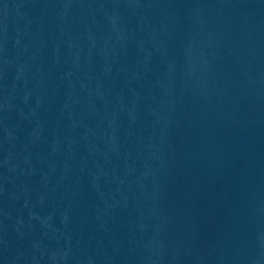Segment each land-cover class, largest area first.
<instances>
[{"label": "water", "instance_id": "obj_1", "mask_svg": "<svg viewBox=\"0 0 264 264\" xmlns=\"http://www.w3.org/2000/svg\"><path fill=\"white\" fill-rule=\"evenodd\" d=\"M0 264H264V0H0Z\"/></svg>", "mask_w": 264, "mask_h": 264}]
</instances>
